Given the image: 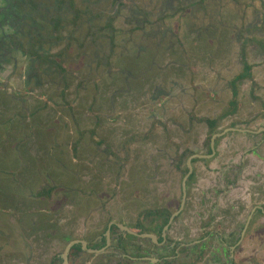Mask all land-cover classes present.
Wrapping results in <instances>:
<instances>
[{
    "label": "rangeland",
    "instance_id": "1",
    "mask_svg": "<svg viewBox=\"0 0 264 264\" xmlns=\"http://www.w3.org/2000/svg\"><path fill=\"white\" fill-rule=\"evenodd\" d=\"M98 1L0 0L3 251L24 256L30 250L28 235H37L46 228L40 218H73L75 212L87 217L91 209L98 207V201L81 194L91 197L89 188L96 186L101 188L98 192L102 197H110L111 190L103 188L126 184L115 182L116 172L129 173L135 181V172L153 171L161 154H182L183 162L195 154H208L212 136L235 124V116L222 118L220 114L237 110L239 105L246 109L251 100L246 88L242 100H236V95L206 100L209 108L213 104L226 105L225 109L216 106L211 110L201 107L204 102L200 97L209 95L207 92L187 90L188 97L178 95L180 87L188 88V80L173 89L174 93L168 90L163 80L176 69L167 65L174 60L170 46L171 51L163 53L160 71L148 60L136 61L139 54L148 53L143 51L150 48L154 51L159 43L153 23L159 14L156 7L149 8L152 12L145 20L138 16L156 0H134L129 9L130 0H123L116 10L112 8L113 0H103L102 4ZM121 12L126 13L128 25L117 18ZM178 22L173 25L178 33L170 36L185 44L186 51L179 53L182 60L188 61L186 70L194 87L201 78L200 53L188 50L195 38L189 34L192 26L188 18ZM130 47L133 49L127 50ZM129 59L134 63L129 65ZM169 94L175 97L168 99L165 95ZM262 138V133H239L216 140V156L207 162H195L197 171L203 172L200 176L204 183L192 191L194 201L199 203L203 187L215 186L220 176L225 188L245 187L249 181L254 186L262 185L264 175L259 172L263 171L257 169L258 158L254 159L261 155L264 160ZM168 140L179 146H171ZM185 143L188 150L178 151ZM249 155L253 157H246ZM242 157L245 163H241ZM237 170L257 174L235 177ZM74 196H79L78 200L74 201Z\"/></svg>",
    "mask_w": 264,
    "mask_h": 264
},
{
    "label": "flooded vegetation",
    "instance_id": "2",
    "mask_svg": "<svg viewBox=\"0 0 264 264\" xmlns=\"http://www.w3.org/2000/svg\"><path fill=\"white\" fill-rule=\"evenodd\" d=\"M101 1L98 3L102 4ZM171 1L175 0H156L154 5L149 2L138 16L145 20L150 14L149 8L155 6L160 19L153 23L159 29L157 31L163 33L158 25L160 20H176L170 13L174 6ZM130 2L128 9L136 3ZM122 3L123 0L111 1L114 10ZM182 4L186 6L184 1ZM178 95L188 97L183 91ZM165 96L168 99L175 97L172 94ZM168 142L171 146H179L173 140ZM187 147L185 143L177 150L187 151ZM210 148L211 141L209 153L205 155H212ZM189 158L183 166L182 154H161L153 171L135 172V181L127 175L129 173L116 172L115 182L126 184L103 188L111 190L106 199L98 192L100 187L91 186L89 193L92 196L81 194V197L97 200L98 207L91 209L87 217H80L75 212L73 218H40L46 228L39 230L37 235H28L30 250L19 256L16 251L6 252L0 247V264H264V187L256 183V187L234 185L225 188L220 176L216 189L207 188L206 191L203 187L200 202L194 201L192 191L204 183L200 176L203 172L197 171L194 161L207 162L212 158L192 162L184 210L170 222L182 207L183 181L189 173ZM248 173L237 170L234 174L236 177ZM60 198H63L62 193ZM73 198L76 201L79 196ZM112 207H116V211ZM36 222L37 219L32 224ZM71 243L66 263L64 256Z\"/></svg>",
    "mask_w": 264,
    "mask_h": 264
},
{
    "label": "crops",
    "instance_id": "3",
    "mask_svg": "<svg viewBox=\"0 0 264 264\" xmlns=\"http://www.w3.org/2000/svg\"><path fill=\"white\" fill-rule=\"evenodd\" d=\"M183 1L186 3V6H183ZM171 2H174V6L170 9V13L174 14L173 17L178 21L184 20V17H187L189 25L192 26L189 34L192 38H195L191 39L192 45L188 50L200 53L201 69L199 75L201 78L199 82L195 83L196 86H191L190 82L192 81L191 78H188V71L186 70L188 69V61L182 60L183 56L181 55L180 57L179 53L180 51H186L185 44L183 43L182 46V42L172 40L170 36L172 33H178L173 30L174 22L164 19L160 20L158 25L160 24V30H163V33L157 31L159 30L158 28H154L155 34L160 36L158 41L160 44L158 43L154 51L151 48V50L143 51L148 53L139 54L136 57V61L144 62L148 60L151 66L158 68L160 71L163 53L165 54L170 46V49L174 50V60L167 62V65L176 69L169 71L168 73L171 74L163 80V82L168 83V90H177L182 83H186V80H188V88L181 89L180 87L179 91H183L186 94L188 93L187 90L190 93L195 91H202L204 94L205 92L209 93V95H203L200 99L204 102L201 107L211 110L215 109L216 106L225 109L226 105L213 104L209 108V103L206 100H211L214 96L217 99L221 97L222 99H226L228 96L232 98L234 95H236V100L240 99V97L242 100L245 99L243 91L248 88L251 100L246 109L241 108L242 106L239 105L237 110L233 109L228 112L229 114L224 112L220 116L222 118L235 116V124L229 126L230 128L258 132L253 134L254 136L262 133V143L264 145V25H262L264 23V0H175ZM124 14L126 13H121L117 18L124 25H128L126 21L128 18ZM158 19H160L159 14L155 15L154 20L157 21ZM176 20L175 22L179 23ZM234 24H237V27H240V29L236 30L237 27ZM243 24L246 26L243 27ZM183 28H185V25H183ZM167 30L168 32L165 33ZM185 30L187 31V27L183 30L184 33H186ZM235 32H237L236 36H239L238 38L234 36ZM163 35H167V38ZM199 35L201 36L199 37ZM130 49L133 48H127V50ZM129 57L127 54L126 58ZM144 57L146 58L144 59ZM128 62L129 65L134 63L132 59H129ZM173 64H176V66ZM183 73L186 75L184 76ZM198 84L200 86H197ZM229 85L232 86L234 92H230ZM231 103L235 105L236 101L234 102L233 100ZM254 118H258V120L252 122ZM246 120L248 123H246ZM229 127L225 128L224 131L230 129ZM228 134L236 135L239 132H229L226 135ZM195 155L208 157L205 154ZM246 157L251 158L253 155ZM256 157L259 160L258 166H260L257 169L263 171L259 173L264 175V160H262L261 155L254 156V159ZM240 161L241 163H245V157L244 159L242 157ZM246 178L248 177H243V179ZM246 184L245 187H256L252 181ZM259 187H264V176H262V185H259ZM205 188L207 191V188L211 190L217 187L215 185L206 186Z\"/></svg>",
    "mask_w": 264,
    "mask_h": 264
},
{
    "label": "water",
    "instance_id": "4",
    "mask_svg": "<svg viewBox=\"0 0 264 264\" xmlns=\"http://www.w3.org/2000/svg\"><path fill=\"white\" fill-rule=\"evenodd\" d=\"M229 132H239V133H247V134H256V133H258V132H251L249 130L230 128L228 130L222 131L221 133H217V134L212 136V138H211V148H210L212 150V155H210L208 157L207 156H202V155H193L192 157L189 158L188 163H187L189 173H188V175L185 177V179L183 181L184 200H183L181 209L179 211L175 212V214L172 216V219L170 220L171 223L173 222V220L178 215H180L179 213L184 210L185 203H186V182H187L188 178L192 175V172H193V165H192L193 160H195V159H204V158H212L216 154V149H215L216 140L219 139V138H222L223 136H225ZM263 132H264V129H263ZM72 245H73V243H71L66 248V254L64 256L66 263H67V254H68L70 248L72 247Z\"/></svg>",
    "mask_w": 264,
    "mask_h": 264
},
{
    "label": "trees",
    "instance_id": "5",
    "mask_svg": "<svg viewBox=\"0 0 264 264\" xmlns=\"http://www.w3.org/2000/svg\"><path fill=\"white\" fill-rule=\"evenodd\" d=\"M32 54H33L34 56H35V55L37 56V53H35V52H32ZM210 124H211V125H214L215 122H211Z\"/></svg>",
    "mask_w": 264,
    "mask_h": 264
}]
</instances>
